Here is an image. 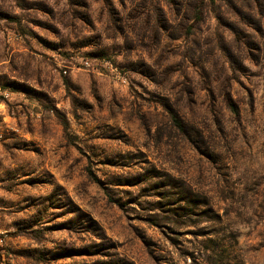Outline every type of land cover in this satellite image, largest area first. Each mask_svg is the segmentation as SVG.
<instances>
[{"label":"rangeland","instance_id":"obj_1","mask_svg":"<svg viewBox=\"0 0 264 264\" xmlns=\"http://www.w3.org/2000/svg\"><path fill=\"white\" fill-rule=\"evenodd\" d=\"M0 264H264V0H0Z\"/></svg>","mask_w":264,"mask_h":264},{"label":"trees","instance_id":"obj_2","mask_svg":"<svg viewBox=\"0 0 264 264\" xmlns=\"http://www.w3.org/2000/svg\"><path fill=\"white\" fill-rule=\"evenodd\" d=\"M192 14H193V20L197 21V22H200L202 20V17H203L202 6L200 5V7L197 8L196 11L193 10ZM228 105H229V107L231 109H233V110L235 109V106H234V104L232 102H229Z\"/></svg>","mask_w":264,"mask_h":264}]
</instances>
